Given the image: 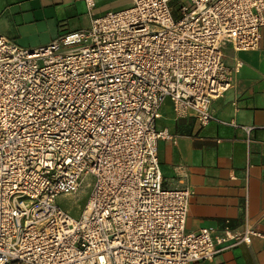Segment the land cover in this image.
I'll use <instances>...</instances> for the list:
<instances>
[{"label":"built area","instance_id":"obj_1","mask_svg":"<svg viewBox=\"0 0 264 264\" xmlns=\"http://www.w3.org/2000/svg\"><path fill=\"white\" fill-rule=\"evenodd\" d=\"M78 1L91 27L47 46L0 33V264H195L264 241L249 225L187 231L195 192L165 187L158 144L176 137L157 129L168 101L213 119L241 68L225 63L224 45L259 49L264 0H134L102 17L96 0ZM88 177L74 218L58 198Z\"/></svg>","mask_w":264,"mask_h":264},{"label":"crops","instance_id":"obj_2","mask_svg":"<svg viewBox=\"0 0 264 264\" xmlns=\"http://www.w3.org/2000/svg\"><path fill=\"white\" fill-rule=\"evenodd\" d=\"M133 4L134 0H96V17ZM91 25L83 1L0 0V33L23 48L47 46L63 33ZM224 60L232 69L239 64L241 68L233 87L213 101L208 124L192 114L177 115L169 101L162 108L157 129L176 137L175 142L158 144L165 187L187 183L194 190L188 232L210 229L214 237H221L228 228L240 232L249 225L264 234V28L259 49L237 52L227 43ZM195 264H264V241L254 238L250 245Z\"/></svg>","mask_w":264,"mask_h":264},{"label":"rangeland","instance_id":"obj_3","mask_svg":"<svg viewBox=\"0 0 264 264\" xmlns=\"http://www.w3.org/2000/svg\"><path fill=\"white\" fill-rule=\"evenodd\" d=\"M177 3L178 1H175L174 5L177 6ZM93 182H94L93 178L91 177L86 178L81 192L78 195H74V196L59 197L58 198L59 205L66 211H69L74 218H79L89 199Z\"/></svg>","mask_w":264,"mask_h":264}]
</instances>
